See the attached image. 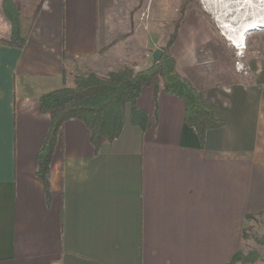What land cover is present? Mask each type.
Here are the masks:
<instances>
[{"label":"crops","instance_id":"0c3cea01","mask_svg":"<svg viewBox=\"0 0 264 264\" xmlns=\"http://www.w3.org/2000/svg\"><path fill=\"white\" fill-rule=\"evenodd\" d=\"M139 4L44 0L27 43L0 44V264H225L247 215L264 213V38L239 56L248 76L216 80L211 33L188 11L171 52L225 123L202 143L184 99L151 85L137 101L146 128L129 104L122 134L98 153L87 125L69 119L48 204L36 171L51 116L39 99L80 74L150 66L174 14L161 3L142 26ZM10 33L2 11L0 37Z\"/></svg>","mask_w":264,"mask_h":264},{"label":"trees","instance_id":"16d2710c","mask_svg":"<svg viewBox=\"0 0 264 264\" xmlns=\"http://www.w3.org/2000/svg\"><path fill=\"white\" fill-rule=\"evenodd\" d=\"M43 1L31 0L32 7L28 9L20 0H2V10L11 22V33L7 37H0V44L23 47L29 39ZM185 15L182 8V21ZM177 32L176 27L168 42L160 47L163 50L162 57L148 67L138 70L126 67L111 71L107 77L95 73L77 75L74 84H65L41 95L40 110L49 113L51 121L38 152L36 174L44 184L48 204L52 201V163L57 147L62 143L65 122L69 119H80L87 125L91 142L98 153L104 143L113 142L122 134L129 104L132 122L146 128L148 115L137 105V101L143 87L151 85L155 95L165 90L184 99L185 120L198 133L202 143L205 142L208 130L225 123L201 99L198 86L178 71L175 56L171 52ZM230 76L233 78L232 83L242 81L235 72ZM254 216L249 214L247 219ZM246 258L247 255L239 249L225 264H236Z\"/></svg>","mask_w":264,"mask_h":264},{"label":"rangeland","instance_id":"374dc122","mask_svg":"<svg viewBox=\"0 0 264 264\" xmlns=\"http://www.w3.org/2000/svg\"><path fill=\"white\" fill-rule=\"evenodd\" d=\"M20 1L28 9L32 7L31 0ZM260 2L258 0H140V22L144 26V24H148V22L157 19L159 16L156 15V12L158 9L161 10L159 4L166 3V8L170 9L174 15L171 21H169L171 23V30L168 31L167 29L169 33L167 34V39H162V42H160L161 45L159 47H161L168 42L175 28H179L178 26L181 25L182 8L185 12L188 11L198 14L197 18L204 22V27L212 36L208 47H212L213 49L210 52L207 51L205 56L210 57L209 64L213 65L219 71L216 80L226 79L232 82L233 78L231 79L230 75H234V72L237 78H241L239 73L243 77L248 76V73L239 72L237 69V61L240 59L239 56L242 55H239V52L240 50L243 52L246 51L252 42L255 43L263 39L264 28L248 31L245 39L241 41V44L235 45L229 39V34L232 32L227 31V27H224V24L229 23L234 29H239L245 25L243 23L244 25L242 26V20L244 18L252 15L264 16V5L260 8ZM1 3L2 0H0V13L3 11ZM176 38L177 34L174 42ZM200 56L203 58L204 55L201 54ZM240 250L244 255H247V258L238 261L236 264H264V213L256 215L246 223Z\"/></svg>","mask_w":264,"mask_h":264},{"label":"bare ground","instance_id":"6f19581e","mask_svg":"<svg viewBox=\"0 0 264 264\" xmlns=\"http://www.w3.org/2000/svg\"><path fill=\"white\" fill-rule=\"evenodd\" d=\"M234 1H241V0H234ZM258 1H261L259 3V6H261L260 8H262V6L264 5V0H258ZM260 16H255V15L253 16L252 15L250 17L244 18L242 20V26L244 24L245 25L243 27H240L239 29H237V28L234 29V27H232V25L229 23L224 24V27H227V31L232 32L229 34V39L236 45H237V43L241 44V41H243L245 39V35L247 34L248 31L255 30L257 28H264V16H262V17H260ZM246 29H248V30H246Z\"/></svg>","mask_w":264,"mask_h":264},{"label":"built area","instance_id":"2783aa9c","mask_svg":"<svg viewBox=\"0 0 264 264\" xmlns=\"http://www.w3.org/2000/svg\"><path fill=\"white\" fill-rule=\"evenodd\" d=\"M243 51L240 50L239 55L243 54ZM237 69L239 70V72H245L248 73L246 66L243 64V62L241 60L237 61Z\"/></svg>","mask_w":264,"mask_h":264},{"label":"water","instance_id":"95a60500","mask_svg":"<svg viewBox=\"0 0 264 264\" xmlns=\"http://www.w3.org/2000/svg\"><path fill=\"white\" fill-rule=\"evenodd\" d=\"M163 50L162 48L158 47L153 52V58L154 60H159L162 57Z\"/></svg>","mask_w":264,"mask_h":264}]
</instances>
